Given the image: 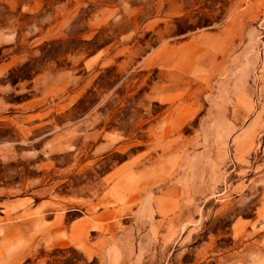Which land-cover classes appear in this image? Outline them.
I'll use <instances>...</instances> for the list:
<instances>
[{
  "label": "rangeland",
  "instance_id": "1",
  "mask_svg": "<svg viewBox=\"0 0 264 264\" xmlns=\"http://www.w3.org/2000/svg\"><path fill=\"white\" fill-rule=\"evenodd\" d=\"M0 204L23 264H264V0H0Z\"/></svg>",
  "mask_w": 264,
  "mask_h": 264
},
{
  "label": "crops",
  "instance_id": "2",
  "mask_svg": "<svg viewBox=\"0 0 264 264\" xmlns=\"http://www.w3.org/2000/svg\"><path fill=\"white\" fill-rule=\"evenodd\" d=\"M0 208H1V204H0ZM3 217L0 216V229L5 233L2 237H1V240H0V243H3L5 242V240L7 239V237H10L8 236L7 233V225L5 224V220L3 221L2 220ZM32 219L30 220H27L26 223L27 224H32ZM32 242V240H31ZM31 248V245H29L27 247V252L23 253V252H13V253H8V254H0V264H23V262L25 260H27L32 252L30 250Z\"/></svg>",
  "mask_w": 264,
  "mask_h": 264
}]
</instances>
